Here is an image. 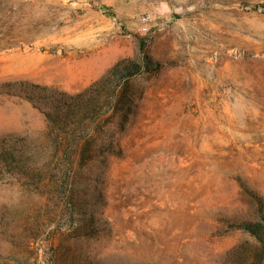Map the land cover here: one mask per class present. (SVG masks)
Wrapping results in <instances>:
<instances>
[{
	"label": "rangeland",
	"instance_id": "obj_1",
	"mask_svg": "<svg viewBox=\"0 0 264 264\" xmlns=\"http://www.w3.org/2000/svg\"><path fill=\"white\" fill-rule=\"evenodd\" d=\"M126 57L128 112L50 134L30 85ZM4 139L0 264H264V0H0Z\"/></svg>",
	"mask_w": 264,
	"mask_h": 264
},
{
	"label": "trees",
	"instance_id": "obj_2",
	"mask_svg": "<svg viewBox=\"0 0 264 264\" xmlns=\"http://www.w3.org/2000/svg\"><path fill=\"white\" fill-rule=\"evenodd\" d=\"M102 8L105 11L107 9L106 7ZM144 58L146 62V56ZM144 61H137L129 57L120 59L99 79L74 94L32 84L30 87L35 93V99L31 100L34 106L43 113L50 134L55 132V135L60 138L64 134L73 135L81 125H88V119L94 121L106 114L109 109H112V114L115 116L125 115L128 112L133 102V98L129 94V79L141 72ZM21 141H25V139H21ZM79 141L76 140L74 145ZM88 142V139L84 140L80 145L79 158H83L89 153ZM71 144L69 142V147ZM5 145L4 139L0 144V154L2 155L0 161L3 162L7 160V156L13 155L9 150H5ZM69 159L72 164L71 158ZM25 172L23 171V173ZM23 177L26 176L23 175ZM262 210L260 209V211ZM262 214L261 218L257 220H244L239 224L244 231L254 237L256 241L254 251L259 255V258L264 256V211ZM260 261L258 260V262Z\"/></svg>",
	"mask_w": 264,
	"mask_h": 264
},
{
	"label": "built area",
	"instance_id": "obj_3",
	"mask_svg": "<svg viewBox=\"0 0 264 264\" xmlns=\"http://www.w3.org/2000/svg\"><path fill=\"white\" fill-rule=\"evenodd\" d=\"M142 19H143V20H146V19H147V17H146V16H144Z\"/></svg>",
	"mask_w": 264,
	"mask_h": 264
}]
</instances>
